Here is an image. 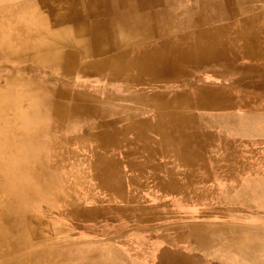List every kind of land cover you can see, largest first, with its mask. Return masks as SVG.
<instances>
[{
    "label": "bare ground",
    "instance_id": "bare-ground-1",
    "mask_svg": "<svg viewBox=\"0 0 264 264\" xmlns=\"http://www.w3.org/2000/svg\"><path fill=\"white\" fill-rule=\"evenodd\" d=\"M6 7L12 10L0 14V35H4L6 43L0 54L5 59L24 63L25 71H42L44 82L37 86L44 92H28V89L0 92V119L7 113V104L17 102L16 106H20L25 99L29 102L28 111L23 113L22 139L17 138L16 144H8L9 135L0 125V197H3L0 214L10 223L0 235V256L17 254L20 250L17 243L22 237L25 242L21 248L29 247L26 242L29 225L20 217L17 206L42 184L40 175L46 164L41 165L39 173L26 170L30 159L39 156L43 159L44 150L37 146L41 133L37 132L48 131L49 126L56 130L65 128L73 121L81 137L98 141L92 145L95 153H103L97 160V175L112 185L123 180L120 181L119 171L122 166L137 168L140 164H154L161 154L160 145L166 154L178 155V150L186 153L184 147L188 145L202 150L199 139L192 141L200 129L206 135L219 126L230 131H255L249 123L251 117L264 118L263 110H259L264 107V0H24ZM7 20L11 27L7 26ZM43 38L56 48L41 47L38 41ZM207 67H221V72L248 70L256 75L233 80L228 77L225 88L198 90L194 97L199 105L221 111L208 118L198 120L200 117L196 115L190 118L182 111L170 113L168 119L164 110L182 100L178 95L171 99L174 101L165 103L168 99L165 94L158 103L162 110L155 111L153 105L157 121L142 117L147 113L143 108L131 110L151 100L144 93L128 91L131 88L178 80L189 71ZM69 75L96 76L122 84L115 96L108 90L78 93L56 82L57 77L62 81ZM14 80L9 77L7 83ZM253 96L257 99H251ZM240 105L243 110L235 114ZM37 116L54 119L57 124L36 123L29 131L26 118ZM196 147L191 150L195 151ZM189 158L194 162L195 157ZM5 180L9 185L15 183L19 196ZM12 213L15 218L9 219L7 215ZM258 243L262 250L259 254L250 252V256L253 264H264V242ZM30 259L33 258L10 264H32ZM89 262L86 256L85 264Z\"/></svg>",
    "mask_w": 264,
    "mask_h": 264
},
{
    "label": "rangeland",
    "instance_id": "rangeland-1",
    "mask_svg": "<svg viewBox=\"0 0 264 264\" xmlns=\"http://www.w3.org/2000/svg\"><path fill=\"white\" fill-rule=\"evenodd\" d=\"M22 1L0 0V14L11 12L6 5L15 6ZM8 22L7 26L11 27ZM0 37L2 51L6 43L4 35ZM37 37L40 36L37 34ZM38 43L44 48L55 47L44 38ZM221 71V67H207L189 71L178 80L131 88L128 91L144 93L148 100L151 99L131 110L143 108L147 113L142 117L157 121L159 118L154 110L163 109L158 103L165 94L168 98L165 103L166 100L174 101L171 99L178 95L182 100L164 110L168 119L170 113L182 111L190 118L192 115L200 117L198 120L208 118L221 111L199 105L195 98L198 90L225 88L228 77L233 80L256 75L248 70ZM42 76V71H25L24 63L5 59L0 54V92L28 89V92L42 93L44 91L37 86L44 82ZM9 77L15 79L13 83H7ZM58 78L59 86L78 93L97 94L108 90L115 96L122 84L96 76L69 75L62 81ZM21 79L24 80L21 82ZM251 99L256 100L257 96ZM7 105L10 108L0 119V125L8 133L10 145L16 144L17 138L22 139L23 113L28 111L29 102L25 99L20 106H16L17 102ZM242 110L243 106H237L235 114ZM259 110L264 112V107ZM36 123L57 124L54 119L40 116L25 120L29 131ZM249 123L255 131H230L219 126L211 135H206L200 129L192 141L199 139L202 150L188 145L184 147L186 153L178 150V155L166 154L160 145L161 154L154 164H140L137 168L122 166L119 171L120 181L123 180L114 181L112 185L97 175V160L103 153H95L92 145L98 141L81 137L73 121L67 123L66 129L56 130L48 125V131L37 132L41 133L37 146L44 150L43 159L40 156L30 159L26 168L28 172L39 173L41 165L46 164L40 175L43 185L36 186L26 200L21 197L23 202L17 206L20 217L29 225L30 240L26 239L29 247L21 248L25 242L22 237L17 243L18 253L0 256V264L19 263L27 257L34 259L29 260L32 264H85L86 256L87 261L91 260L89 264H205L208 260L220 264H253L250 255L259 254L262 247L258 242H264V118L251 117ZM192 147L196 150L192 151ZM189 156L195 157L194 162ZM5 182L9 185V181ZM9 187L19 193L15 183ZM13 215L7 216L14 219ZM6 220L0 214V235L10 226ZM200 240L208 244L203 245ZM244 242L247 244L242 245ZM202 246L206 249H201Z\"/></svg>",
    "mask_w": 264,
    "mask_h": 264
},
{
    "label": "crops",
    "instance_id": "crops-1",
    "mask_svg": "<svg viewBox=\"0 0 264 264\" xmlns=\"http://www.w3.org/2000/svg\"><path fill=\"white\" fill-rule=\"evenodd\" d=\"M201 241V240H200ZM202 243H204L203 245H206V244H208V243H205L206 241H201ZM204 247H206V246H202L201 247V249H206V248H204ZM217 262L218 261H216V262H214V263H216L217 264ZM213 262H210L209 260L205 263V264H214ZM219 264H220V262H218Z\"/></svg>",
    "mask_w": 264,
    "mask_h": 264
}]
</instances>
